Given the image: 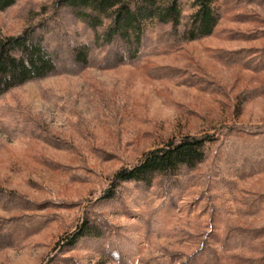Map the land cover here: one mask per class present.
Returning <instances> with one entry per match:
<instances>
[{
	"label": "rangeland",
	"instance_id": "1",
	"mask_svg": "<svg viewBox=\"0 0 264 264\" xmlns=\"http://www.w3.org/2000/svg\"><path fill=\"white\" fill-rule=\"evenodd\" d=\"M178 4L133 54L55 0L0 9L53 64L0 92V264H264V0H213L193 39ZM184 134L210 138L194 166L111 181Z\"/></svg>",
	"mask_w": 264,
	"mask_h": 264
},
{
	"label": "trees",
	"instance_id": "2",
	"mask_svg": "<svg viewBox=\"0 0 264 264\" xmlns=\"http://www.w3.org/2000/svg\"><path fill=\"white\" fill-rule=\"evenodd\" d=\"M12 2L0 0V9ZM55 3L68 6L74 15L91 26L100 25L107 19L108 23L98 37L103 42L118 39L131 54L137 49L144 21L153 17L160 22L176 23L181 14L178 0H55ZM212 3L213 0H194L196 10L187 32L190 39L211 32L216 22ZM74 55L79 60L84 59L82 49L76 48ZM52 67L51 54L28 31L0 39V92L26 79L41 76ZM209 140L207 135L191 134L168 139L144 151L134 164L118 168L111 181L114 184L121 180L149 183L155 173H169L181 165L194 166L204 158L205 142ZM110 194L107 192L105 196Z\"/></svg>",
	"mask_w": 264,
	"mask_h": 264
}]
</instances>
